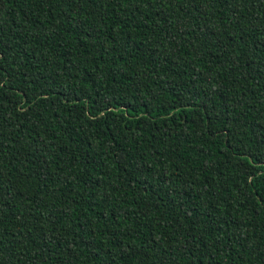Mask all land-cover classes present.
I'll return each instance as SVG.
<instances>
[{
	"label": "trees",
	"instance_id": "obj_1",
	"mask_svg": "<svg viewBox=\"0 0 264 264\" xmlns=\"http://www.w3.org/2000/svg\"><path fill=\"white\" fill-rule=\"evenodd\" d=\"M0 264H264V0H0Z\"/></svg>",
	"mask_w": 264,
	"mask_h": 264
}]
</instances>
